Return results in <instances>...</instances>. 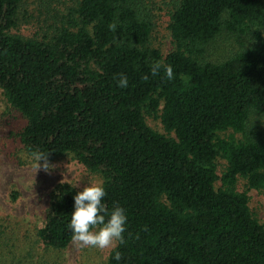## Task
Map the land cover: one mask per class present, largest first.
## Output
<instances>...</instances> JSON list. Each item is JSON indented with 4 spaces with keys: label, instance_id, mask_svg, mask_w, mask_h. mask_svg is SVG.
<instances>
[{
    "label": "trees",
    "instance_id": "1",
    "mask_svg": "<svg viewBox=\"0 0 264 264\" xmlns=\"http://www.w3.org/2000/svg\"><path fill=\"white\" fill-rule=\"evenodd\" d=\"M21 2L0 0V90L25 120L27 156L70 155L101 177L109 211L126 210L124 241L106 264H264V226L247 195L264 194V138L248 123L255 112L264 126V0H171L165 56L149 46L141 0H76L59 28L31 38L12 33ZM223 36L251 44L210 59L208 47ZM121 73L127 88L117 86ZM79 191L51 188L36 231L43 247L73 241Z\"/></svg>",
    "mask_w": 264,
    "mask_h": 264
},
{
    "label": "rangeland",
    "instance_id": "2",
    "mask_svg": "<svg viewBox=\"0 0 264 264\" xmlns=\"http://www.w3.org/2000/svg\"><path fill=\"white\" fill-rule=\"evenodd\" d=\"M75 1L22 0L12 33L24 38L49 35L60 27ZM141 1L142 12L153 25L149 46L165 56L172 49L168 30L171 0ZM261 34L264 38V26ZM250 44L245 38L231 40L223 36L208 47L206 54L219 61ZM145 119L149 127L164 134L158 118ZM248 123L257 137L264 138V126L257 113H251ZM24 125L23 117L7 104L0 90V264H106L115 243L99 249L80 247L72 241L63 250H53L38 241L36 231L42 226L51 188L57 183H68L82 191L89 183L101 182V177L86 171L70 155L47 162V170L35 169L32 158L25 154L19 141ZM224 165L223 160L217 159L218 176ZM218 186L217 181L215 187ZM237 189L245 190L244 180H238ZM247 195L251 213L264 226V194L250 190Z\"/></svg>",
    "mask_w": 264,
    "mask_h": 264
},
{
    "label": "clouds",
    "instance_id": "3",
    "mask_svg": "<svg viewBox=\"0 0 264 264\" xmlns=\"http://www.w3.org/2000/svg\"><path fill=\"white\" fill-rule=\"evenodd\" d=\"M114 27L113 25L112 28ZM160 68L159 63H154L150 68L151 75H157ZM164 74L169 80L173 78L171 66L164 69ZM144 79H147V76ZM117 86L122 89L128 87V78L125 74H119ZM31 158L35 169L49 168L46 152L34 151L31 153ZM40 161L43 163H38ZM105 196L102 182L89 183L73 196V210L70 214L68 229L72 234L73 243L77 246L104 249L116 242L123 243L127 222L126 210L119 205H114L109 211L102 202ZM112 259L118 262L120 253L115 252Z\"/></svg>",
    "mask_w": 264,
    "mask_h": 264
}]
</instances>
